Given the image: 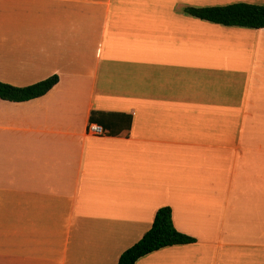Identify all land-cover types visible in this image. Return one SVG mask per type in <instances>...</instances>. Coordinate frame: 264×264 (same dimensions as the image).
I'll return each mask as SVG.
<instances>
[{
	"label": "crops",
	"instance_id": "crops-1",
	"mask_svg": "<svg viewBox=\"0 0 264 264\" xmlns=\"http://www.w3.org/2000/svg\"><path fill=\"white\" fill-rule=\"evenodd\" d=\"M0 0V264H118L173 211L197 242L136 264H264V29L187 8ZM102 126L106 136L88 133Z\"/></svg>",
	"mask_w": 264,
	"mask_h": 264
},
{
	"label": "trees",
	"instance_id": "trees-1",
	"mask_svg": "<svg viewBox=\"0 0 264 264\" xmlns=\"http://www.w3.org/2000/svg\"><path fill=\"white\" fill-rule=\"evenodd\" d=\"M185 13L199 20L225 27L264 29V5L236 3L222 7L187 8ZM58 83V76L25 88L0 82V99L9 102H28L45 96ZM196 242L195 238L176 229L172 209L164 207L156 213L152 229L121 256L118 264H136L142 258L165 248L187 246Z\"/></svg>",
	"mask_w": 264,
	"mask_h": 264
},
{
	"label": "built area",
	"instance_id": "built-area-1",
	"mask_svg": "<svg viewBox=\"0 0 264 264\" xmlns=\"http://www.w3.org/2000/svg\"><path fill=\"white\" fill-rule=\"evenodd\" d=\"M88 133L93 136H99V137L107 135V131L102 126L93 125V124L89 126Z\"/></svg>",
	"mask_w": 264,
	"mask_h": 264
}]
</instances>
